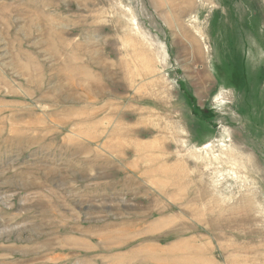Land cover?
I'll list each match as a JSON object with an SVG mask.
<instances>
[{
    "label": "rangeland",
    "instance_id": "1",
    "mask_svg": "<svg viewBox=\"0 0 264 264\" xmlns=\"http://www.w3.org/2000/svg\"><path fill=\"white\" fill-rule=\"evenodd\" d=\"M0 264H264V0H0Z\"/></svg>",
    "mask_w": 264,
    "mask_h": 264
},
{
    "label": "bare ground",
    "instance_id": "2",
    "mask_svg": "<svg viewBox=\"0 0 264 264\" xmlns=\"http://www.w3.org/2000/svg\"><path fill=\"white\" fill-rule=\"evenodd\" d=\"M71 68V67H70ZM21 126V125H20ZM17 142V141H16Z\"/></svg>",
    "mask_w": 264,
    "mask_h": 264
}]
</instances>
